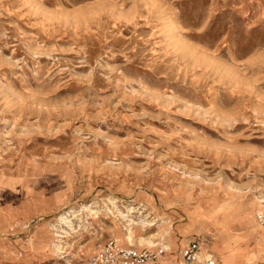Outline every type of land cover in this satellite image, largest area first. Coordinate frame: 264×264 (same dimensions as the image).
Listing matches in <instances>:
<instances>
[{"label": "rangeland", "instance_id": "374dc122", "mask_svg": "<svg viewBox=\"0 0 264 264\" xmlns=\"http://www.w3.org/2000/svg\"><path fill=\"white\" fill-rule=\"evenodd\" d=\"M258 211L264 0H0V264H256Z\"/></svg>", "mask_w": 264, "mask_h": 264}, {"label": "built area", "instance_id": "2783aa9c", "mask_svg": "<svg viewBox=\"0 0 264 264\" xmlns=\"http://www.w3.org/2000/svg\"><path fill=\"white\" fill-rule=\"evenodd\" d=\"M257 220L264 225V212H257ZM202 240H192L183 250L181 260L177 264L193 263L198 260ZM162 247H141L123 245L113 238L107 239L99 245L94 261L96 264H158L164 251ZM216 261L210 253L206 254L203 264H215ZM256 264H264L256 263Z\"/></svg>", "mask_w": 264, "mask_h": 264}, {"label": "crops", "instance_id": "0c3cea01", "mask_svg": "<svg viewBox=\"0 0 264 264\" xmlns=\"http://www.w3.org/2000/svg\"><path fill=\"white\" fill-rule=\"evenodd\" d=\"M193 240H194V239H193ZM191 241H192V240H191ZM191 241H190V242H191ZM190 242H189V243H190ZM189 243H188V244H189ZM187 246H188V245H187ZM187 246H186V247H187ZM186 247H185V248H186ZM185 248H184V249H185ZM184 249H183V250H184ZM200 249H202V245H201V248H200ZM167 250H169V249H166V250L164 251L165 254L168 253ZM183 250L181 251L180 259H181V257H182V252H183ZM199 252H200V251H199ZM208 253H210V254L212 255V257H213V258L215 259V261H216V257H215L214 253H213L210 249H206V250H205V254H208ZM260 263H262V262H260ZM215 264H217V261H216Z\"/></svg>", "mask_w": 264, "mask_h": 264}, {"label": "bare ground", "instance_id": "6f19581e", "mask_svg": "<svg viewBox=\"0 0 264 264\" xmlns=\"http://www.w3.org/2000/svg\"><path fill=\"white\" fill-rule=\"evenodd\" d=\"M61 219H64V217H62ZM158 243V242H157ZM146 244L148 245V246H154L155 245V243L154 242H152L151 240H146ZM161 244V243H160ZM164 247H165V245H163ZM167 247V246H166ZM184 264H189V263H184Z\"/></svg>", "mask_w": 264, "mask_h": 264}]
</instances>
